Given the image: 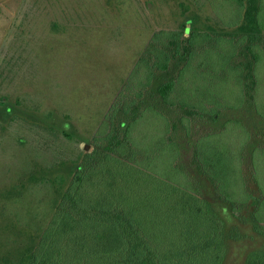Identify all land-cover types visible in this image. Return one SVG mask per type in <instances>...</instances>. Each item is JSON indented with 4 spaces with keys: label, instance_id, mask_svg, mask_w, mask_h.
<instances>
[{
    "label": "trees",
    "instance_id": "16d2710c",
    "mask_svg": "<svg viewBox=\"0 0 264 264\" xmlns=\"http://www.w3.org/2000/svg\"><path fill=\"white\" fill-rule=\"evenodd\" d=\"M210 2L219 13V4ZM227 3L226 11L238 15L228 21L217 14L219 28H200L189 19L192 26L153 34L24 264H223L225 223L182 162L178 135L193 137L194 173L211 185L234 218L252 205L250 219L264 235V143L254 144L253 132L242 121H221L224 113L244 105L264 120L256 74V53L264 51V0ZM218 40L237 50L230 58L236 78L224 94L223 82L206 78L203 58ZM215 62L213 70L218 69ZM152 114L154 170L146 166L152 155L138 144L136 132ZM220 121L218 128L192 136L197 123ZM148 170L154 184L132 179L152 175ZM244 264H264V249L250 251Z\"/></svg>",
    "mask_w": 264,
    "mask_h": 264
},
{
    "label": "rangeland",
    "instance_id": "374dc122",
    "mask_svg": "<svg viewBox=\"0 0 264 264\" xmlns=\"http://www.w3.org/2000/svg\"><path fill=\"white\" fill-rule=\"evenodd\" d=\"M212 1L219 4V17L237 18V12L226 11L227 0ZM217 14L210 0H0V264H24L153 34L192 26L189 19L200 28H219ZM214 43L203 56L205 73L208 81L223 82L224 94L236 78L230 58L237 50L224 40ZM256 55L264 110V51ZM228 118L245 123L254 144L264 143V120L251 105L224 113L221 121ZM221 121L197 123L192 136L218 128ZM136 132L138 144L152 155L146 166L154 170L153 114L137 124ZM178 137L182 162L225 223L223 264H244L250 251L264 249V235L250 219L253 206L234 218L211 185L191 169L193 137ZM250 171L246 162L255 191ZM132 179L154 184V173Z\"/></svg>",
    "mask_w": 264,
    "mask_h": 264
},
{
    "label": "water",
    "instance_id": "95a60500",
    "mask_svg": "<svg viewBox=\"0 0 264 264\" xmlns=\"http://www.w3.org/2000/svg\"><path fill=\"white\" fill-rule=\"evenodd\" d=\"M86 148L88 149L89 147L87 146Z\"/></svg>",
    "mask_w": 264,
    "mask_h": 264
}]
</instances>
